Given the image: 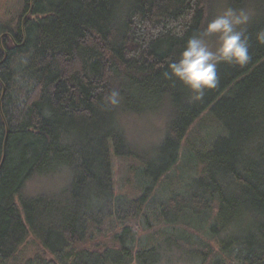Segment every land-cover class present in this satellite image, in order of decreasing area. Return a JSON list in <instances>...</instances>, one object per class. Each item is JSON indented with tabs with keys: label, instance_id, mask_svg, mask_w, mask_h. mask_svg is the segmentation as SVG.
<instances>
[{
	"label": "trees",
	"instance_id": "1",
	"mask_svg": "<svg viewBox=\"0 0 264 264\" xmlns=\"http://www.w3.org/2000/svg\"><path fill=\"white\" fill-rule=\"evenodd\" d=\"M229 7L251 13V59L194 100L164 73ZM262 29L264 0H24L0 18V264H264ZM150 114L164 128L147 148L125 123Z\"/></svg>",
	"mask_w": 264,
	"mask_h": 264
},
{
	"label": "clouds",
	"instance_id": "2",
	"mask_svg": "<svg viewBox=\"0 0 264 264\" xmlns=\"http://www.w3.org/2000/svg\"><path fill=\"white\" fill-rule=\"evenodd\" d=\"M250 19L251 13L231 7L216 15L202 32L187 39L179 59L169 63L165 77L174 76L194 94V100L203 99L206 90L218 86L217 68L221 62L244 66L250 61L248 37L238 27L247 25ZM212 35L218 38L215 50L205 40ZM256 38L264 44V29L257 32ZM23 62L27 63V60ZM104 100L109 105H118L121 94L113 90Z\"/></svg>",
	"mask_w": 264,
	"mask_h": 264
},
{
	"label": "rangeland",
	"instance_id": "3",
	"mask_svg": "<svg viewBox=\"0 0 264 264\" xmlns=\"http://www.w3.org/2000/svg\"><path fill=\"white\" fill-rule=\"evenodd\" d=\"M23 5L24 0H0L1 20L9 22L11 27L14 26L18 20L19 13L21 12ZM206 42L213 50L218 47L217 36L213 39L206 40ZM125 125L130 138H133L136 141L142 143V145L147 148L153 147L162 138L164 121L157 115L150 114L149 116L144 117L134 116L128 118ZM124 164L125 162H123L122 160L117 159L116 157L114 158L113 171L117 188H119L123 184L122 178L124 171H122L121 168L122 166H124ZM60 180V175L39 176L30 180L27 183L25 190L28 194H36L44 189L55 187L56 184L60 182ZM125 189L126 188L123 185L122 190L124 191ZM167 189L168 186L165 185L163 191L167 192ZM36 244V239L32 236H29L21 246L19 253H21V256L23 257L31 255L35 250ZM166 261L167 264H184L182 260H176V257L174 255H168Z\"/></svg>",
	"mask_w": 264,
	"mask_h": 264
},
{
	"label": "water",
	"instance_id": "4",
	"mask_svg": "<svg viewBox=\"0 0 264 264\" xmlns=\"http://www.w3.org/2000/svg\"><path fill=\"white\" fill-rule=\"evenodd\" d=\"M5 145V144H4ZM3 157H4V153H3Z\"/></svg>",
	"mask_w": 264,
	"mask_h": 264
}]
</instances>
